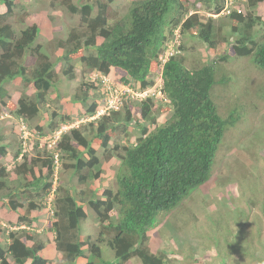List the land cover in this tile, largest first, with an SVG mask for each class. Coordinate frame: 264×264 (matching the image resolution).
Masks as SVG:
<instances>
[{
    "label": "trees",
    "instance_id": "trees-1",
    "mask_svg": "<svg viewBox=\"0 0 264 264\" xmlns=\"http://www.w3.org/2000/svg\"><path fill=\"white\" fill-rule=\"evenodd\" d=\"M77 1L76 4L62 0L57 4L80 17L78 29L57 41L56 46L62 51L58 61L66 64L58 74L54 70L57 60L52 63L41 46L35 45L41 24L27 26L16 35L6 23L16 4L14 0H0L5 8V12L0 13V108L8 111L12 118L34 119L45 109L47 94L59 81L58 75L66 81L75 80L74 62L80 63L83 73L96 71L107 75L111 68L119 69L125 73L120 78L122 82L139 83L141 88H146L152 83L148 78L157 69L158 56L176 30L180 36L187 34L197 38L208 49L217 45L216 36L225 42L219 34L221 26H215L212 17L202 21L196 11L192 12L193 4L197 3L205 4L213 14L219 15L224 11V0H195L190 5L181 0H132L127 15L116 21H111L115 14L110 6L113 0H82L80 5V0ZM246 3L245 13L234 10L226 16L230 22L229 32L238 38L219 61L247 57L264 71V16L253 11L264 0H247ZM50 6H54L52 1ZM181 50L183 47L178 46L177 51L168 56L160 73L162 93L167 106H171V118L151 132L147 126H140L136 132L139 134L130 144L109 147L119 134H128L131 123L128 111L103 115L89 122L90 135L84 134L83 125L73 127L56 141V147L46 148L45 144L41 145L43 149L36 147L33 157L21 154L19 158L20 145L13 140L4 145L0 138V159L8 155L7 146L12 147L13 152L11 167L0 163V207L16 217L15 222L6 221L13 229L0 228L3 235L0 264H47L42 239H37L39 235L34 231L21 229L37 220L35 213L42 210L50 213L43 233L52 236L56 251L62 254L61 264H125L132 257L140 264H174L164 252L158 255L150 252L148 232L157 226L160 214L172 211L190 190L208 182L217 154L233 149L244 136H238L236 144H224L234 122H230V116L223 118L219 114L211 94L212 89L224 81L216 77L211 65L193 64L187 69ZM25 58L33 59V66L26 67ZM16 78L30 86L34 94L12 101L3 84ZM81 87L83 92L73 101L84 104L93 97L89 91L94 87L87 83ZM154 107L151 100L143 101L137 119L147 125L155 124ZM86 108L84 117L93 116L97 105L93 102ZM166 110L167 107L160 112ZM54 117L53 111L48 120L49 131L56 128ZM99 149L103 150V160L116 158L119 166L112 184L98 195L100 185L96 186L91 180L98 178V170L96 173L94 170L100 163ZM252 149L258 159L264 161V140L255 139L254 145L252 143L246 151L251 153ZM251 167L256 168L255 164ZM55 169L59 177L53 185ZM259 169L250 172L260 179L259 190L247 198L242 192L235 200L239 204L238 214L241 209H247L246 217L241 216V220L238 214L236 218L228 211L229 233L217 241L219 247L214 254L229 264L243 263L235 261L233 253L245 261L264 264V167ZM66 172H70L67 180L58 179ZM253 175L246 178L249 183ZM73 176L75 184L71 181ZM89 181L95 187L93 190L88 188ZM77 187L84 190L73 194ZM240 189L239 186L238 193ZM50 197L51 202L47 201ZM77 202L86 203L98 224L95 236L88 235L85 242L80 238L79 223L86 213ZM20 210H24L23 214H18ZM100 245L113 252L115 262L103 259ZM84 246L86 251L83 252Z\"/></svg>",
    "mask_w": 264,
    "mask_h": 264
},
{
    "label": "rangeland",
    "instance_id": "rangeland-1",
    "mask_svg": "<svg viewBox=\"0 0 264 264\" xmlns=\"http://www.w3.org/2000/svg\"><path fill=\"white\" fill-rule=\"evenodd\" d=\"M51 1L54 5L53 7L50 6ZM61 1L62 0H14L16 7L6 20V23L14 29L16 35H19L20 31L27 26L41 24V26L38 27L39 31L35 45L39 44L41 46V51L48 56L52 63L57 60L54 70L57 71L58 74L66 64L63 60L58 61L62 51L57 48V41L66 39L69 32L77 30L80 21L79 15L71 14L57 5L58 2L60 3ZM131 1L132 0H113L110 6L115 11V14L111 21L124 18L127 15V10ZM184 1L189 5L195 2V0H181L182 3H184ZM246 1L247 0H225V10L219 15L213 14L211 9H207L208 6L205 4H193L192 12L196 11L202 21H205L207 17H212L215 26H221V32L219 34L225 38V42H223L219 36H216L215 40H217L218 43L213 49L206 48L204 44L195 37H191L187 34L180 36L177 30L171 38L174 51H177L178 46L183 47L181 55L185 59L183 60V65L187 69H190L193 64L197 66L211 65L214 67L216 77L223 79L224 83H220L212 89L211 94L213 101L219 114L223 118H228L230 116V122H234V126L237 125L231 132L235 134L233 135L229 132L226 135L224 144H236L237 137L245 133L240 143L237 146H233V149L227 152L221 151L219 156L216 153L217 157L214 161V171L210 180L202 188L192 191L177 208L164 214L165 216H161L160 214L157 223L158 227L155 229L156 232H153L151 236L152 243L154 239L161 241V246H158L160 248V253L163 251L166 254H171V251H174L173 255H169L170 259L174 261V264H181L182 261H184L185 264H229L227 260L218 258L214 254L219 247L217 243L218 239L229 233V229L227 228L229 226V219L226 218L228 211L233 212L235 216L238 214L237 206L239 204L235 200H232V202H225V199H229L231 194H237V186L241 187L238 196L243 192L246 198L259 190L257 186H259L260 179L254 172L260 170L259 167H264V161L262 158L258 159L257 155L254 153L256 152L255 150L252 149V152L249 153L246 149L252 143L254 145L255 139L259 140L261 138L264 140V100H262L264 95V71L258 69L252 64L251 59L247 57H229L224 62L219 61L220 57L226 54L230 44L238 38L229 32L230 22L226 16L228 12L234 10L245 13L247 10ZM70 2L78 3L77 0H70ZM82 2L83 1L80 0L79 5ZM253 11L257 15L264 16V3L259 4ZM4 12V6L0 4V13ZM32 62L33 59L25 58L24 64L26 67H31L33 66ZM73 65L75 67L74 71H76L77 79L70 82L58 75L59 81L53 85V88L47 94L48 101L44 104L45 109L34 119L16 120L9 115L8 111L2 107L0 108V138L4 145L11 143L12 140L15 141L17 145H21L19 133L22 126L25 127V130L29 134L28 138L25 140L26 148L25 152H23L27 157L36 155V147L37 149L38 147L39 149H43L40 145L44 143L43 139L49 141L52 133L61 132V127L68 128L69 126L79 127L83 125L82 129L84 130V134L90 135V128L87 121L83 122V113L85 109H87V106L98 99L97 93L100 87H103V84L96 79L98 78L97 75H92L94 72L88 71L83 73L82 66L79 62H74ZM123 76H125L123 71L112 68L107 77H105L107 78L106 84L109 86L115 85L117 88L120 85L117 83L121 81L120 78ZM91 82L95 85V88L89 91L92 93L91 95H93L92 99L89 98L84 104L73 101L76 95H80L81 92H83V89L80 90L76 88L77 85L81 86L83 83L89 84ZM3 85L12 101H16L17 98L23 95L32 96L34 94L31 87L26 86L20 78L6 82ZM117 89H119V87ZM53 111L55 117L52 118V120L55 122L56 128L53 131H49L47 130L48 120ZM130 111L134 115L138 114L136 105L134 104L130 106ZM153 114L155 116L157 114V123L161 124L171 115V112L166 111L161 115L158 111L154 112L153 110ZM65 120L72 121L66 123L64 122ZM237 121H239L238 124H236ZM37 127L42 128V130L37 131ZM149 129L151 130V127H149ZM227 131H230L229 128ZM64 132L65 131L61 133ZM127 132L128 134L125 136L124 134H119L117 140L111 142V146L115 144L123 145V143L130 144L134 142V137L139 134L136 133V129L130 126L127 128ZM38 133L46 134V136L41 137ZM246 133L249 134L246 135ZM46 148H48L47 145ZM6 150L8 155L4 159H0V163H3L6 167H11L13 156L12 148L7 146ZM97 156L100 159V167L103 169L100 172L99 180L95 181L94 184L96 186L97 183L99 185L101 184L98 189V193H101L104 189L108 188V184H112L111 181H114V171L118 167L119 161L116 159H111L107 162L104 161L101 150H98ZM253 164L256 166L254 170H252L253 167H251ZM251 171L254 172L250 174ZM67 175L69 176L70 172L61 174L62 178L58 179H62L63 181L67 180ZM251 175H253V181L249 183L246 178ZM71 181L75 184L76 177L73 176ZM89 188L93 189V186H89ZM213 195H215V198L219 197L223 200H219L218 202L214 200L213 202ZM212 206L215 207L216 210L214 212H209L208 209H212ZM1 207L0 228L2 230L13 229V226L7 224L6 221H14L16 218L15 215L8 212L6 208ZM21 213L23 212H18V214ZM85 213V219L81 220L79 223L80 238L83 242L86 241V237L88 236L87 233L91 232V234H89L90 236L96 234V219L94 212L89 208H85ZM247 213L246 208L241 209L238 217L240 218L242 216L245 218ZM49 214L50 213L46 212V210L36 212L35 216L38 219L31 225L33 230L42 233L49 219ZM208 224L209 226L207 227ZM159 227L162 228L158 230ZM40 237L50 238L51 236L49 234H40ZM2 239L3 235H0V243H3ZM100 247L103 259L115 262L116 259L113 252L105 245H100ZM85 249V246L82 247L83 252L86 251ZM51 251L52 254H48L49 257H47V264H60L59 261L57 262V258L61 256V254L56 252L52 245ZM150 252L153 253L151 249ZM232 255L235 261H242V264H258L256 262L245 261L243 258H240L237 253H233ZM82 260L83 258L80 259V261ZM133 260L134 259L125 264H137L138 260H136L137 262ZM76 264L82 263L77 262Z\"/></svg>",
    "mask_w": 264,
    "mask_h": 264
},
{
    "label": "clouds",
    "instance_id": "clouds-1",
    "mask_svg": "<svg viewBox=\"0 0 264 264\" xmlns=\"http://www.w3.org/2000/svg\"><path fill=\"white\" fill-rule=\"evenodd\" d=\"M224 2H225V0H224ZM225 5V4H224ZM224 10H225V8H224ZM236 11V10H235ZM224 12V11H223ZM229 13V12H228ZM178 33V32H177ZM173 52H176V51H174V45L173 44H171V39L167 42V47H166V49L158 56V59H157V62H158V66H157V69L154 71V73H152V75L148 78V80H149V82L151 81L152 83L149 85V86H147L146 88H141V86H140V84L139 83H131V84H126V83H124V82H122V81H119V83H117V84H120L118 87H120V86H124V87H128L130 90H131V92H130V94H127V95H125V96H120L119 97V105H118V107H117V109H109V110H107V111H105L104 109H105V107L108 105V103L106 102V100H105V98H106V96H105V94H103L102 95V92L104 91L105 92V89H106V87H114V88H116V86L115 85H111V86H109V85H107L106 84V81H107V78H105V77H107V75L109 74H107V75H102V74H100V73H98V72H96V71H92V72H94L92 75L93 76H98V78H96L101 84H103V87L101 88L100 87V90L98 91V93H97V96H98V99H96V101H93L96 105H97V110H96V113L93 115V116H89V117H84L83 118V122H86L87 121V123H89V122H92V121H95V120H98L100 117H102L103 115H110L111 113H118V112H121V114H123L125 111H128V112H130V114H131V123L128 125V126H130V127H133L134 129H136V131L138 130V128L140 129L141 127L140 126H143V125H145V126H147V128H148V131L149 132H151L154 128H156L157 126H160V125H164L170 118H171V115L166 119V120H164L161 124H159V123H157V120H156V117H157V114H156V116L153 114V112H152V115H153V117H154V119H155V124H151V125H147V124H145V123H143L142 122V120H138L137 119V117L139 118V109H140V107H141V104H142V102L143 101H145L146 99H149V100H151L152 102H154L155 103V107L154 108H157V109H154L153 108V110H154V112H159V114H164L166 111H170L171 112V114H172V111H171V106H167V103H168V101H167V99L165 98V96H164V94L162 93V82H161V84H160V89H159V91H160V93H161V96H155V97H151V96H145L144 98H138V97H136L134 94H136V93H140L141 91H145V90H148V89H150V88H152L153 86H155V85H157L156 83H157V78H160V81H161V76H160V73H161V70H162V67H163V65H164V63L167 61V58H168V56L171 54V53H173ZM160 57L164 60V61H162V60H159L160 59ZM112 69V68H111ZM110 69V70H111ZM76 72V71H75ZM96 73V74H95ZM76 74V73H75ZM77 79V75H76V78H75V80ZM72 81H74V80H72ZM71 82V81H70ZM88 84V83H87ZM89 85H93V87L95 88V85H94V83H89ZM76 88H79L80 90L81 89H84L83 87H81V86H79V85H77V87ZM75 88V89H76ZM93 88V89H94ZM92 89V90H93ZM92 94V93H91ZM92 99V98H91ZM92 102V103H93ZM79 103H81V102H79ZM132 104H134V105H136V111H137V115H134L131 111H130V106L132 105ZM167 107V110L166 111H164V112H160L162 109H165ZM160 108V109H159ZM152 110V111H153ZM133 116L135 117V118H133ZM239 123V121H237L236 122V124H238ZM21 126V125H20ZM19 126V127H20ZM237 126V125H236ZM236 126H234L233 127V130L236 128ZM74 127V126H73ZM73 127H71V126H69L68 128L67 127H64V128H62L61 127V132H63V131H65L66 132V130L68 131L69 129H71V128H73ZM95 127L96 126H94L93 127V131L95 130ZM149 127H151V130L149 129ZM66 128V129H65ZM232 130V131H233ZM38 131V130H37ZM232 131H230V133L232 132ZM52 133V135H51V139L49 140V141H46L45 139H43V142L44 143H42V144H45V145H47L48 146V148H54V147H56V141H58L60 138H61V136L65 133ZM128 133V132H127ZM20 140H21V145H20V156H19V158H21V154L23 155L24 153L23 152H25V148H26V146H25V140L28 138V136H29V134L27 133V131L25 130V127H21L20 128ZM39 135H41V137H43L42 136V134H40V133H38ZM57 135V139H55V141H54V138H55V136ZM244 135H245V133H243ZM247 134H249V133H246V135ZM244 137V136H243ZM243 137H240V139H242ZM226 140V139H225ZM113 141V140H112ZM111 141V142H112ZM47 142H49V143H47ZM240 143V142H239ZM238 143V144H239ZM3 144V143H2ZM9 144V143H8ZM42 144H40V145H42ZM114 146V145H113ZM10 147V146H9ZM109 147H112L111 146V143H110V145H109ZM7 148V147H6ZM12 148V147H11ZM99 150H101V151H103L102 149H99ZM7 151V150H6ZM98 152V151H97ZM84 156L86 157V154H84ZM84 157V158H85ZM56 158L57 157H55V163H57V160H56ZM112 159H116V158H112ZM111 160V159H110ZM110 160H108V161H110ZM117 160V159H116ZM105 161V160H104ZM119 161V160H118ZM107 162V161H106ZM57 165V164H56ZM119 166V165H118ZM103 168L102 167H100V163H99V165L97 166V169H95L94 170V172L96 173L97 172V170H98V178H94V179H92L91 181L94 183L95 181H97V180H99V175H100V172H101V170H102ZM117 169V168H116ZM116 169H115V171H114V176H115V172H116ZM57 169H55V173L53 174V185H56V179H57V177H58V175H57ZM213 171H214V166H213ZM213 173V172H212ZM211 176H212V174H211ZM55 178V179H54ZM211 178V177H210ZM114 179H115V177H114ZM210 180V179H209ZM208 180V181H209ZM91 181H89L87 184H88V188H89V186H93V185H90V183H91ZM111 182H113V181H111ZM207 183V182H206ZM205 183V184H206ZM98 184V183H97ZM205 184H203L202 186H200V187H198V188H196V189H192V190H190L189 191V193L187 194V196L192 192V191H195V190H198V189H200V188H202ZM101 185V184H100ZM111 185V183L110 184H108L107 186L109 187ZM237 188H239V186H237ZM79 189V190H78ZM93 189H94V186H93ZM93 189H91V190H93ZM82 190H84V187H81V188H78L77 187V190H75V189H73V194L75 193V192H80V191H82ZM238 192H237V194L236 195H233V194H231V196H230V198L229 199H225V202H232V200H236L239 196H238ZM98 195H99V193H98ZM186 196V197H187ZM186 197L182 200V202L186 199ZM51 197L47 200V201H50L51 202ZM213 202H214V200H216L217 202L220 200V201H222L223 199H221V198H215V195H213ZM231 200V201H230ZM181 202V203H182ZM180 203V204H181ZM179 204V205H180ZM178 205V206H179ZM77 206H81V207H83L84 209L85 208H88L87 206H86V203H80V202H77ZM210 207V206H209ZM208 207V208H209ZM177 208V207H176ZM175 209V208H174ZM173 209V210H174ZM216 210V208L215 207H213L212 206V209H208V211L209 212H214ZM19 212H24V210H20ZM37 212H42V211H37ZM21 214H23V213H21ZM165 216V215H164ZM163 216V217H164ZM195 217V216H194ZM194 217H193V220H194ZM162 218V217H161ZM38 219V218H37ZM96 219V218H95ZM113 219H114V216H113ZM35 221H37V220H35ZM34 221V222H35ZM34 222H32L29 226H22L21 227V229H27V230H31V231H34V232H36L35 230H33V227H31V225H33L34 224ZM46 225V224H45ZM98 224H97V221H96V231H97V226ZM162 225V224H161ZM209 226V224L207 225V227ZM157 227L158 226H156L154 229H152V230H150L149 232H148V248H149V250L151 249V251H153V253L155 254V255H158V253L160 254V248L158 247V246H161V241H158L157 239H154V242L152 243V239H151V236H152V234H153V232H156V230L155 229H157ZM162 227H159L158 228V230H160ZM45 229V228H44ZM91 230H92V228H91ZM44 231V230H43ZM80 232V231H79ZM38 235H39V238H37V239H40L41 237H40V234H44L43 232L42 233H38V232H36ZM88 235L89 234H91V232H89V233H87ZM50 235V234H49ZM81 235V234H80ZM51 236V235H50ZM95 236V235H94ZM88 237V236H87ZM86 237V238H87ZM157 237H158V235H157ZM42 239V241H43V243H44V249H43V257L46 259V261H48L47 260V257H49L48 256V254H52V251H51V245H52V247H53V249L56 251V249H55V247H54V242H53V238H52V236L50 237V238H48V237H45V238H41ZM162 245H164V244H162ZM163 247V246H162ZM47 250H48V252H47ZM157 250V251H156ZM56 252H58V251H56ZM158 252V253H157ZM163 252V251H162ZM173 252L174 251H171V254H166V257L168 258V259H170V257H169V255H173ZM58 253H60V252H58ZM152 253V254H153ZM61 254V253H60ZM62 254H61V256H59L58 258H57V262L59 261V263L61 264V262H62ZM132 259H134V257H132V258H130L128 261H130V260H132ZM61 260V261H60ZM127 261V262H128ZM133 261H135V259L133 260ZM137 264H138V262H137Z\"/></svg>",
    "mask_w": 264,
    "mask_h": 264
},
{
    "label": "built area",
    "instance_id": "built-area-1",
    "mask_svg": "<svg viewBox=\"0 0 264 264\" xmlns=\"http://www.w3.org/2000/svg\"><path fill=\"white\" fill-rule=\"evenodd\" d=\"M159 60L164 61L161 57ZM156 84L157 85L153 86L152 88L145 90V91H141L140 93H136L134 95L138 98H144L145 96H151V97L161 96V93L159 91L160 84H161L160 78H157ZM117 88L106 87L105 92L104 91L102 92V95L105 94V96H106L105 100L108 103V105L104 109L105 111H107L109 109H117V107L119 105V97L130 94V92H131V90L128 87L120 86L119 89H117ZM56 137H57V135L55 136L54 141H55V139H57Z\"/></svg>",
    "mask_w": 264,
    "mask_h": 264
}]
</instances>
